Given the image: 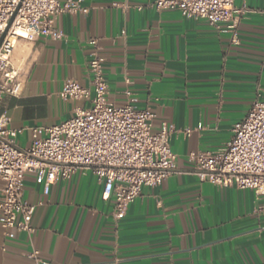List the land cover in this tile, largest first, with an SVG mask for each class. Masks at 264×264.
I'll return each instance as SVG.
<instances>
[{
	"label": "crops",
	"instance_id": "crops-1",
	"mask_svg": "<svg viewBox=\"0 0 264 264\" xmlns=\"http://www.w3.org/2000/svg\"><path fill=\"white\" fill-rule=\"evenodd\" d=\"M156 0H82L86 13L62 14L60 40L18 42L12 66L21 90L0 102V118L32 129L60 123L82 101L64 100L65 84L90 87L88 64L99 42L109 100L155 114L154 131L172 126L178 174L147 187L119 221L114 198L79 170L48 194L36 176L25 179L24 197L35 206L32 233L10 239L0 225V264H264V198L252 190L201 183L192 158L215 152L256 100H264V0H235L237 39L179 11H157ZM189 132V133H188ZM3 183L0 181V195Z\"/></svg>",
	"mask_w": 264,
	"mask_h": 264
},
{
	"label": "built area",
	"instance_id": "built-area-1",
	"mask_svg": "<svg viewBox=\"0 0 264 264\" xmlns=\"http://www.w3.org/2000/svg\"><path fill=\"white\" fill-rule=\"evenodd\" d=\"M82 0H0V102L21 90L12 59L19 41L40 37L60 40L62 33L55 20L62 14L86 13ZM157 11H179L190 20H204L222 33L237 39L238 15L235 0H156ZM93 48L88 64L91 86L68 81L64 100L82 101L75 114L60 123L32 129L31 143L22 147L20 136L26 129L9 126L0 118V225L10 239L15 232L32 233L35 206L24 197L25 179L33 174L48 194L53 184L68 181L79 170L92 173L103 185L104 198H114L113 217L121 220L142 194L144 188L157 187L178 174L171 149L172 126L154 131L155 114L139 110L136 101L116 106L109 100L104 59L99 42L90 39ZM189 133V132H188ZM193 174L201 183L222 188L252 190L264 198V100H256L247 116L233 128L232 139L220 150L193 156ZM31 257L38 264H49Z\"/></svg>",
	"mask_w": 264,
	"mask_h": 264
}]
</instances>
